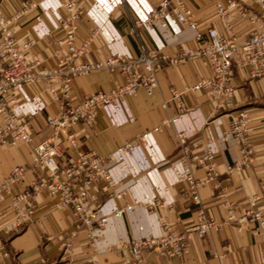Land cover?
Here are the masks:
<instances>
[{"label": "crops", "instance_id": "crops-1", "mask_svg": "<svg viewBox=\"0 0 264 264\" xmlns=\"http://www.w3.org/2000/svg\"><path fill=\"white\" fill-rule=\"evenodd\" d=\"M25 1L34 2L32 11L18 25L16 36L24 47L26 59H39L46 67H55V44L63 34L57 30L59 16L63 14L62 0H0V10L11 15L23 8ZM196 16L205 28L214 25L219 32L223 24L215 15L211 0H189ZM225 1V0H223ZM159 0H86V10L77 30V43L89 35L96 26L101 36L93 42L84 60L106 61L111 55L138 53V42L130 35L132 17H145ZM248 8L257 12L250 2ZM230 22L242 41L251 31L248 22L238 13L230 15ZM147 47L160 53H169L180 46L194 42L196 30L178 25L173 19L154 28L141 31ZM63 54L67 49L63 46ZM212 75L210 66L203 60H192L157 72L159 87L152 95L139 90L119 106L98 112L93 126L81 125L76 137L82 151L94 152L107 159L113 178L120 180L116 190H124L119 200L97 192L95 206L105 224L93 243L88 229L73 216L70 210L57 207L58 200L47 193L36 199V213L32 221L10 236L0 240V264H121L124 253L118 242L143 239L166 234L178 235L197 223L203 209L208 218L225 222L229 210L241 216L249 209L254 197H264V82H252L246 76L233 80L235 95L230 104L217 106L203 92H185L201 79ZM122 81L117 73L94 72L75 80L73 98L76 102L96 92H111ZM60 84H57V87ZM184 93L189 113L179 115L178 105L172 101V90ZM18 102L16 112L29 124L34 140L31 145L17 148L0 146V185L15 169L27 170L25 179L13 186V191L24 192L34 177L32 171L33 146L48 141L51 129L48 116L60 111L46 94V84L40 82L13 94ZM30 99V100H29ZM250 116L248 135L255 150L251 164L242 171L231 170L240 161V146L236 142H223L222 136L230 129L232 116L240 111ZM159 127V131L153 132ZM188 137L184 144L177 133ZM145 138L132 154L118 150L128 142ZM61 139L64 140L62 135ZM215 152L213 184L199 187L194 197L183 181V165L187 157L196 180L209 178L208 168L192 162L193 156ZM78 152L65 146L61 161L73 162ZM187 191V192H186ZM139 202L132 211L117 215L118 208ZM7 205L0 206V223L8 221ZM94 206V207H95ZM264 215V201L258 206ZM255 224L243 227L226 225L214 230L204 239L193 235L190 250L182 259H166L154 252L144 254L143 264H255L260 261L264 238L255 234ZM69 238L67 250L63 242ZM113 246L112 250L108 248Z\"/></svg>", "mask_w": 264, "mask_h": 264}, {"label": "built area", "instance_id": "built-area-1", "mask_svg": "<svg viewBox=\"0 0 264 264\" xmlns=\"http://www.w3.org/2000/svg\"><path fill=\"white\" fill-rule=\"evenodd\" d=\"M124 2L126 0H122ZM211 2L216 17L224 26L223 32H219L214 25L204 28L189 0H159L158 5L145 17H132L130 35L138 42L137 55L114 54L106 61L88 62L84 60L86 51L101 36L102 30L96 26L78 44L77 30L86 10V0H62L63 14L59 16L57 30L63 35L56 41L53 55L57 64L52 68L44 66L39 59L28 61L25 50L32 47V42L22 47L16 36L19 23L36 10L37 5L25 1L24 7L11 15H5L0 10V146L17 148L31 145L34 140L28 122L16 112L18 102L13 97L15 92L43 82L51 102L60 106L58 114L46 119L51 129L50 139L33 146L31 169L34 177L28 189L24 192L13 191V186L25 179L27 170L24 167L12 171L0 185V206L8 203L7 213L11 216L8 221L0 223V240L3 235L10 236L32 221L37 209L36 199L47 193L58 200V208L70 210L77 221L86 226L93 243L98 241V232L105 219L99 215L100 208L95 206L97 192L119 200L124 190H116L120 180L111 176L107 159L81 150L76 130L81 125L93 126L100 110L121 105L141 89L152 95L159 87L157 72L160 67L169 68L192 60H203L210 66L212 75L188 87L185 92H203L217 106L231 103L235 95L232 83L237 75L246 76L248 81L264 82V0ZM248 2L257 8V12L248 8ZM234 12L252 28L242 41L229 19ZM169 18L180 26L194 28V42L166 54L147 47L141 31L154 28ZM63 46L67 49L66 55L63 54ZM105 70L119 74L122 81L111 92L99 91L76 102L73 98L75 80ZM57 84L60 85L57 87ZM183 94L172 90V101L178 105L180 116L190 112ZM249 124L248 112L240 111L232 116L230 129L222 136L223 142H236L240 146L241 159L234 162V167H229L231 170L242 171L253 161L255 150L248 137L251 130ZM157 131L159 127L153 132ZM62 135L64 140L61 139ZM177 137L184 144L188 136L178 132ZM140 144L145 145L144 137L128 142L118 152L132 154ZM65 146L78 152L77 158L68 164L61 161ZM191 160L209 171L208 179L196 180L186 157L183 181L187 191L195 197L201 186L213 184L216 187L214 181L211 182L217 176L214 169L215 152L211 150L203 156H193ZM263 201L264 197L252 198L249 209L240 217L232 209L229 210L227 220L222 223L208 218L202 209L197 223L180 235L167 231L160 236L121 240L118 242V247L124 253L121 264H143L144 254L149 252L166 259H182L190 250L191 236L204 239L212 231L222 230L228 224L241 228L247 223H254L255 234L264 238V215L258 209ZM138 204L118 208L116 214L132 211ZM63 247L65 250L71 247L69 238L63 242ZM108 249L112 250L113 246ZM255 264H264V248L260 261Z\"/></svg>", "mask_w": 264, "mask_h": 264}]
</instances>
